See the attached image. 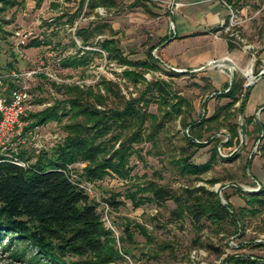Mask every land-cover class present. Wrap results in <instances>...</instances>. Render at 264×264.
<instances>
[{"label":"rangeland","instance_id":"obj_1","mask_svg":"<svg viewBox=\"0 0 264 264\" xmlns=\"http://www.w3.org/2000/svg\"><path fill=\"white\" fill-rule=\"evenodd\" d=\"M141 1L115 0L114 7L98 8L94 12L83 7L72 18L71 25L68 20L75 16L78 0H42L39 4L37 0H13L1 15L4 34L0 39V70L11 63L16 69L36 71L27 82L30 112L41 111L54 101L65 99L62 91L51 87L52 83L86 87L104 79L114 83V91L125 100L141 96L142 110L161 123L153 143L142 141L133 145L136 155L129 159V178L107 175L85 185L90 198L99 203L103 226L112 233L119 257L110 264H250L248 261L256 259L261 260H256L257 264L263 263L264 207L250 205L247 199L264 186V150L261 149L264 140H258L260 133L256 128V122L264 123V81L248 86V91L251 90L248 109L245 103L239 114V102H236L226 114L221 108L229 100L218 97L227 91L226 83L214 86L212 80L217 82L221 75L229 81L228 67L217 66V71H223L218 74L212 72L214 66L187 72L164 65L154 46L156 32L167 24L166 15L161 19L151 17L149 12L136 6ZM223 1L238 17L235 46L243 59L238 65L232 64V73L244 79L245 88L264 71V0ZM97 24L103 25V32L95 36V41L114 38L129 60H144L150 50L154 68L139 69L142 78L134 84L124 76V71L132 68L108 60L99 48H92L100 55L89 56L84 66L63 68L61 59L83 55L75 30ZM20 39L25 44L17 48ZM33 41L40 45L26 46ZM248 69L251 79L244 75ZM154 83L164 89L163 94L160 95ZM148 85L150 90L146 93ZM100 89L103 94L104 90ZM107 105L110 107V101ZM213 115L218 120L206 122ZM202 120L203 124L192 132L184 127ZM67 122L66 118L60 123L51 121L20 138H10L0 146V153L8 157L21 152L25 158L30 157L27 163L31 164L38 153L49 151L62 141ZM185 137H193L204 146L191 148ZM189 154L191 163L197 166L209 163V168L202 173L182 172L177 162ZM248 160L249 168L246 167ZM70 168L73 177L80 170L78 164ZM148 182L169 189L180 198L185 197V189L203 187L215 193L222 204L230 205L236 215L242 214L240 228L235 229L229 222L218 228L206 220L193 224L188 214L178 218L173 213L178 208L171 200L162 205L150 202L134 207L127 195ZM111 195H117L120 201L117 209L104 203ZM5 242L3 239L0 244V264H29L26 258L20 260L11 254L15 249L20 250V243L3 250Z\"/></svg>","mask_w":264,"mask_h":264},{"label":"trees","instance_id":"obj_2","mask_svg":"<svg viewBox=\"0 0 264 264\" xmlns=\"http://www.w3.org/2000/svg\"><path fill=\"white\" fill-rule=\"evenodd\" d=\"M41 1L37 0V4ZM12 4L13 0H0V23L1 15ZM84 6L89 12H94L98 7H114L115 1L79 0L75 16L68 20L69 24L72 25V18ZM102 27L103 25L97 24L76 29L74 34L80 42L83 55L63 58L60 60L61 66H84L89 56L100 55L99 51L92 48H99L108 60L132 68L124 71V76L136 84L142 78L139 69L147 70L155 66L150 50L144 60H129L114 38L94 40L95 36L103 32ZM2 34L4 32L0 24V39ZM227 41L231 48L232 43L228 39ZM39 45V42L33 41L26 46ZM88 47L92 50H87ZM14 59L17 60L16 57ZM13 69L16 68L11 63L4 68L5 71ZM243 84L244 79L234 73L231 84H226L227 91L218 95L219 98L229 100L221 108L226 114L236 102H239L237 109L242 114L249 93V87L243 88ZM152 85L160 95L163 94L164 89L160 85ZM149 86L145 87L146 93L150 90ZM51 87L62 91L65 99L54 101L52 106L41 111L30 112L27 109L22 117L27 123L24 132L51 121L60 123L66 118L68 122L63 127L65 136L49 151L38 153L31 164L27 163L30 157L25 158L21 152L16 154L18 160L25 162L24 167L13 163L8 157L0 156V244L5 239L3 250H8L15 243H20V250L15 249L11 254L20 260L26 258L29 264H110L119 257L114 249L112 233L103 226L98 212L99 203L90 198L85 185L100 181L107 175L129 178V159L136 155L133 145L142 141L153 143L161 123H156L153 115L142 110L139 103L144 99L141 96L125 100L114 91L115 84L104 79L94 86L52 83ZM95 88L96 91H93ZM100 88L104 90L103 94L100 93ZM244 90V94L241 93ZM160 100L163 103V97ZM108 101L110 107H107ZM217 120L218 116L213 115L206 122ZM196 124L197 122L187 123L184 127L192 132L203 124V120ZM150 128L153 129L145 133ZM256 128L260 133L258 140L263 141L264 123L256 122ZM185 140L191 148L204 146L193 137H185ZM261 149L264 150V143ZM191 154L177 162L181 166L180 170L191 174L205 172L209 163L197 166L190 162ZM75 164L80 166V170L73 177L70 166ZM249 166L250 160L246 164V167ZM184 193L185 197L180 198L169 189L148 182L130 192L127 198L134 207L150 202L162 205L171 200L178 208V211L173 212L178 218L182 214H188L193 224L206 220L218 228L226 222L231 223L235 229L240 228L242 214L236 215L230 205L220 202L215 193L203 187L185 189ZM116 197L117 195H111L104 199V203L117 209L120 201ZM247 203L264 207V186L261 185L258 193L250 196ZM256 260L248 262L257 264Z\"/></svg>","mask_w":264,"mask_h":264},{"label":"crops","instance_id":"obj_3","mask_svg":"<svg viewBox=\"0 0 264 264\" xmlns=\"http://www.w3.org/2000/svg\"><path fill=\"white\" fill-rule=\"evenodd\" d=\"M172 2L181 5L173 7ZM136 6L142 8L144 12H149L155 19H161L166 15L167 24L164 23L156 32L157 43L154 49L159 53L161 62L172 70L196 72L213 60L224 59L233 65H238L243 59L242 53L235 46L237 35L232 36L224 32L228 13L219 0H142ZM222 34H225L224 37L221 36ZM227 39L233 45L231 48L228 47ZM213 68L212 72L223 73L217 71V66ZM219 76L217 82L212 80L214 86L221 83L229 84L228 80ZM260 81H264V75L251 87ZM250 91H248L246 109L249 107Z\"/></svg>","mask_w":264,"mask_h":264},{"label":"built area","instance_id":"obj_4","mask_svg":"<svg viewBox=\"0 0 264 264\" xmlns=\"http://www.w3.org/2000/svg\"><path fill=\"white\" fill-rule=\"evenodd\" d=\"M221 1L227 9L228 20L224 32L235 36L234 30L239 25L238 17L233 13L231 6ZM15 36H19L15 33ZM24 40L17 41V48L24 45ZM36 73L34 70H8L0 72V146L10 138H20L25 132L27 123L23 115L28 109V80ZM35 146H37L35 144ZM0 156L7 157L0 153ZM12 162L19 166H26L25 162L18 160L16 156L11 158ZM85 190L88 189L85 187ZM89 192V191H88Z\"/></svg>","mask_w":264,"mask_h":264},{"label":"water","instance_id":"obj_5","mask_svg":"<svg viewBox=\"0 0 264 264\" xmlns=\"http://www.w3.org/2000/svg\"><path fill=\"white\" fill-rule=\"evenodd\" d=\"M210 66H214V67H216V66H226V67H228V69H229L230 72H231L230 80H229V85L231 84V82H232V78H233V73H232V68H233V66H232V64H231L230 62H228V61H224V60H213V61L207 63L205 66L201 67L199 70H201V69H205V68L210 67ZM263 75H264V71H262V72L259 74L258 78H257L254 82H252V83H250V84H247L246 87H247V86H251V85H253V84H254L257 80H259Z\"/></svg>","mask_w":264,"mask_h":264},{"label":"bare ground","instance_id":"obj_6","mask_svg":"<svg viewBox=\"0 0 264 264\" xmlns=\"http://www.w3.org/2000/svg\"><path fill=\"white\" fill-rule=\"evenodd\" d=\"M249 69L244 73V75H246L247 77L251 79V72H250L251 69L250 70Z\"/></svg>","mask_w":264,"mask_h":264}]
</instances>
